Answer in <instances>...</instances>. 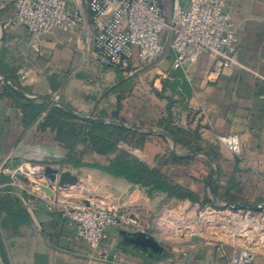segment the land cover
Returning <instances> with one entry per match:
<instances>
[{
  "label": "crops",
  "instance_id": "0c3cea01",
  "mask_svg": "<svg viewBox=\"0 0 264 264\" xmlns=\"http://www.w3.org/2000/svg\"><path fill=\"white\" fill-rule=\"evenodd\" d=\"M224 1L239 40L238 65L215 74L216 59L199 51H195V62L175 69L166 39L167 48L157 62L144 64L136 56L125 72L103 62L94 51V26L86 1L69 0L72 9L85 15V23L77 30L35 37L12 22L14 1L0 0V194H13L25 208L23 216L11 217V208L0 216V264H230L232 256L245 249L243 245L255 235L253 220L264 214L216 213L214 206L202 202L212 192L216 204L218 189L240 204H264V0ZM186 5L187 0H172V14ZM33 44L39 45L40 52L34 51ZM5 79L18 81L20 90L36 104L48 97L92 117L116 115L126 124L171 137L168 131H176L180 139L176 144L161 134L163 139H148L135 155L197 194L201 202L169 199L166 194L151 197L146 189L123 178L66 166L65 159L28 158L22 144L33 128L25 127L22 106L7 96V85L20 90ZM230 136L240 140L239 155L218 141ZM174 146L182 152L176 155L196 158L174 162L170 159ZM151 147L161 151L152 155ZM121 148L131 149L127 144ZM193 150L198 154H192ZM36 151L32 156L39 154ZM94 155L101 158L98 163L83 162L106 166L115 157ZM29 161H39L30 162L35 167H65L77 176H93L92 204L119 210L136 225L110 228L101 251H91L80 228L60 213L65 205H89L88 195L83 202L72 199L79 188L54 186L45 177V168L42 176L27 165ZM194 165L198 169L192 170ZM34 183L47 185L51 194ZM218 215L232 218L234 225L208 228L203 218ZM141 234L157 242L158 258L143 254L149 245L135 238ZM99 253L114 256L113 262L98 260ZM147 253L153 251L148 248ZM256 264L264 263L258 259Z\"/></svg>",
  "mask_w": 264,
  "mask_h": 264
},
{
  "label": "built area",
  "instance_id": "2783aa9c",
  "mask_svg": "<svg viewBox=\"0 0 264 264\" xmlns=\"http://www.w3.org/2000/svg\"><path fill=\"white\" fill-rule=\"evenodd\" d=\"M13 1L16 12L12 22L35 37L75 31L86 21L84 13L72 9L69 0ZM84 1L94 26V51L103 62L120 66L124 71L130 70L136 56L144 64L157 62L167 48L166 40L174 55L175 69L195 62V51L216 59L215 74L238 65L235 53L239 40L224 0H187V5L174 14H169L157 0ZM33 49L40 52L38 44H33ZM218 141L240 154L237 136L219 137ZM130 152L135 154L136 150ZM60 213L80 228L82 239L93 252L101 251L110 228L128 229L136 225L133 218L119 210L97 204L78 208L65 205ZM96 257L105 262L114 259L108 253ZM230 264H256V255L250 249H241L232 256Z\"/></svg>",
  "mask_w": 264,
  "mask_h": 264
},
{
  "label": "trees",
  "instance_id": "16d2710c",
  "mask_svg": "<svg viewBox=\"0 0 264 264\" xmlns=\"http://www.w3.org/2000/svg\"><path fill=\"white\" fill-rule=\"evenodd\" d=\"M114 67L121 69L120 66ZM12 80L18 85V81L14 79ZM18 86L19 90H23L20 85ZM6 91L7 96L10 99L22 106L24 112V125L26 128H33L37 125V127L41 128L43 131L49 130L57 133L56 140L60 144H63L65 149L67 148V150H69L65 161H63L66 166H71L73 168H92L114 177L123 178L135 186L146 189L151 197L155 194H166L169 199H177L181 201L189 200L193 203L201 202L200 197L197 194L187 188L175 184L160 169L150 167L141 161L134 153L130 152L132 150H137L138 148H143L147 140L150 138L163 139L159 132L152 129L145 131L142 128L140 130H133L123 127L120 125V122L123 121L116 115H114L111 120L112 124L79 121L69 115L65 110L47 102L36 104L34 101L26 100L21 96L20 92L14 89L11 85H7ZM96 118L107 119L104 113ZM168 132L176 138V140L179 139V135L176 131L169 130ZM130 137H137L141 141L137 145H133L130 142ZM80 142L83 143V145L88 146L87 149L90 148L91 150L89 151L92 153H97L103 156L114 155L115 157L111 159L106 166L85 163L82 160L85 152H79L76 150V147ZM123 144L129 145L131 149L126 150L121 148V145ZM192 154H198V151H195L194 153L192 152ZM170 155V159L174 162L181 161L176 153L172 152ZM10 189L11 188H9V190ZM215 194L219 197L221 193L217 189L215 190ZM229 199V203L239 202L233 198ZM202 204H210L217 208V205L209 196L204 198ZM7 208L12 209L11 217L14 215L23 216L25 210L24 203L20 198H17L10 193L0 194V216H2V213L6 211Z\"/></svg>",
  "mask_w": 264,
  "mask_h": 264
},
{
  "label": "rangeland",
  "instance_id": "374dc122",
  "mask_svg": "<svg viewBox=\"0 0 264 264\" xmlns=\"http://www.w3.org/2000/svg\"><path fill=\"white\" fill-rule=\"evenodd\" d=\"M160 4H163L164 7L167 9V11L169 12V14H172V0H158ZM101 61V60H100ZM59 102H61L59 100ZM82 115H86V116H90L88 115V113H83L80 111H77ZM108 121H111L112 118L108 119ZM145 131H149V129H145ZM160 134H163V132H159ZM57 133L53 132V131H43L41 130V128L39 127H33V130L31 129V131L29 133H26V136L23 139V147L26 150V152H28L27 154H25L28 158H33L35 159L37 156H40L41 160L44 161H55V160H60V159H66L67 157V153L69 152V150H67V148L65 149L63 146V144H60L57 140ZM155 139V138H154ZM157 139V138H156ZM140 139L139 138H135V137H130V142L133 145H137L138 143H140ZM88 146L83 145V143H79L78 146L76 147L77 151H84L85 154L82 157V160H86L89 163H98V160L101 159L100 157L94 155V153L90 152L89 150H91L90 148L87 149ZM175 147V153L176 154H181L182 152L179 151L180 149L177 148V146ZM151 154L152 155H156L157 152H160V148H154L151 147ZM37 150V151H36ZM177 150V151H176ZM38 152L39 154L37 155L35 153V156H32L31 152ZM196 150L190 151V152H195ZM31 155V156H30ZM26 157V158H27ZM27 158V159H28ZM26 160V159H25ZM24 160V161H25ZM30 162H32V164H37L39 163V161L34 162V161H29V164L27 163V165H29L31 168L33 169H38V171H40V173L42 174V176H44V168L43 166H36L32 165ZM26 164V163H25ZM58 169H60L61 171H66L64 169H66L65 167H57ZM192 170H196L198 169L197 165H194L191 167ZM79 181L77 184L75 185H69L66 186L64 188H69V187H73V188H79L80 192H78L77 194H75V196H72L71 198L74 200H80V201H84V199H86L85 197L89 198V203L92 204L94 203L92 201V199L95 197V192L92 188V185L90 184H94L96 182L95 178L93 176H87L84 174H79ZM37 182H39V180L37 179ZM54 186H58L56 183H52ZM211 199H213V193L211 192ZM230 197H227L223 192L222 194H220L219 197H217L216 200V205L217 208L214 210L216 213L218 212H228V213H244V214H250V215H262L264 214V210L263 211H251L248 209H244V210H238V209H232V208H226L224 205L228 204L230 200ZM88 201V200H87ZM85 206V205H83ZM202 208H204L202 206ZM203 221H205L206 225L209 227L208 228H213L215 226H220L221 224H226V225H234L233 219L232 218H227V217H219L218 216H206V218H203ZM253 222L255 223L254 227H253V231H255V235H253L252 239L246 243V245H243V248L245 249H250L252 250L254 253H256V260L259 259L260 263H264V218L261 219H256L253 220ZM203 230H198V233H201ZM202 234L204 235V232H202ZM206 235V234H205ZM208 235V234H207ZM209 235H211V237H218V234L215 233H209ZM258 253L260 254L258 256Z\"/></svg>",
  "mask_w": 264,
  "mask_h": 264
},
{
  "label": "water",
  "instance_id": "95a60500",
  "mask_svg": "<svg viewBox=\"0 0 264 264\" xmlns=\"http://www.w3.org/2000/svg\"><path fill=\"white\" fill-rule=\"evenodd\" d=\"M6 83H11L15 88L19 89V87L12 83L10 80L5 79L4 80ZM20 94L28 99L31 100L32 98L27 96L23 91L20 90ZM42 100L46 101L47 103L59 107L63 110H65L69 115L73 116L74 118H76L79 121H83V122H87V123H100V124H112L111 121H108L105 118H96V117H92V116H86V115H82L79 112L71 109L70 107H68L67 105L48 98V97H41ZM120 125L123 127H127L133 130H140L141 128L138 126H134V125H129L126 124L124 122H120ZM163 136L169 138L171 141H173L174 144H176V139L169 136V135H165L162 134ZM177 157L179 159L182 160H192L195 159L196 156L195 155H191V154H185V155H177ZM212 164H214L213 160H210ZM213 172H214V168L212 170V175H211V181L209 183V186H211L212 181H213ZM45 177L47 179H49L52 183H56L59 187L64 188L66 186L69 185H75L78 183L79 181V177L77 175H74L72 172L70 171H61L60 169H56L52 166H47L45 167ZM36 186H39V188L47 193L48 195L51 194V190L47 187V185H39L37 183H34ZM217 198L216 195L214 194V201L216 202ZM226 208H232V209H238V210H244V209H248L251 211H263L264 210V204L263 205H250V204H240V203H228L226 205H224ZM135 238L142 240L144 242H146L149 246L150 245H155L157 248L161 249L159 247V245L157 244V242L149 235L147 234H141V235H137Z\"/></svg>",
  "mask_w": 264,
  "mask_h": 264
},
{
  "label": "flooded vegetation",
  "instance_id": "af4514ba",
  "mask_svg": "<svg viewBox=\"0 0 264 264\" xmlns=\"http://www.w3.org/2000/svg\"><path fill=\"white\" fill-rule=\"evenodd\" d=\"M147 244V243H146ZM150 249L151 251H153L152 254H148L147 253V249ZM148 248H146V250L143 252L144 255H146V257L148 258H158L160 256V249L157 248L155 245H150Z\"/></svg>",
  "mask_w": 264,
  "mask_h": 264
}]
</instances>
